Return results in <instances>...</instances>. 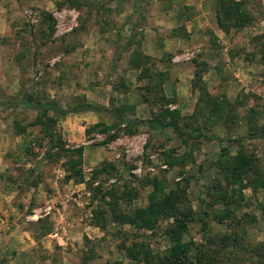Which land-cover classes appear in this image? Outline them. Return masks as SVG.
<instances>
[{"label": "rangeland", "instance_id": "rangeland-1", "mask_svg": "<svg viewBox=\"0 0 264 264\" xmlns=\"http://www.w3.org/2000/svg\"><path fill=\"white\" fill-rule=\"evenodd\" d=\"M217 1L0 0V264H175L177 220L199 264H264V0H242L249 22L227 32ZM25 97L174 110L182 133L48 120ZM167 195L177 210L135 214Z\"/></svg>", "mask_w": 264, "mask_h": 264}, {"label": "trees", "instance_id": "trees-1", "mask_svg": "<svg viewBox=\"0 0 264 264\" xmlns=\"http://www.w3.org/2000/svg\"><path fill=\"white\" fill-rule=\"evenodd\" d=\"M247 13L245 12V9L243 8V1L242 0H218L217 1V5H216V9H215V20H216V24L217 26L224 32H227V30L229 29V27L231 26H241L244 25L245 23L249 22V17L246 16ZM138 65V64H137ZM135 65V66H137ZM194 78H193V82L192 85L196 88H201V81H200V73L199 71H194ZM159 74H157L158 76ZM23 102L25 104L28 105V107L32 110H36L38 112H40L42 114V116L44 118H47L48 120H50L49 117H47V112H52L54 115L56 116H64L67 114H76V113H81V112H86V111H90L93 113H109L111 114V116L114 119V124H122L124 123V126L127 127V131L128 133H130L132 130L130 129L135 128L137 124L139 123H145L149 128H156L158 130H163L167 127L172 128L174 131H176V133L181 134V130L177 127L176 122L173 120H168V121H164L165 116L167 115H173L176 113V111L174 110H169V109H164L161 110L157 115H155L153 118H149V119H144V120H140L137 118H132V119H127L123 116L122 112H120L116 107L112 106L111 102H109L107 105H102V104H95V103H91L89 101H87L85 98H83L81 101H78L74 104H68L66 107H61L60 105H58L54 100H46V101H38L35 100L31 97H25L23 99ZM214 107L217 108V105L214 104ZM219 109V108H218ZM217 110V109H215ZM100 123H95L94 126L99 125ZM92 126V127H94ZM88 129H86L87 131ZM199 127L196 128H192L190 129L188 132L194 134L196 133H200L199 132ZM249 137V135H248ZM257 137L259 138H263L264 137V131L261 130ZM80 148L76 149V152L80 155ZM224 150V149H222ZM222 153H220L221 155ZM218 155V154H215ZM105 169V168H102ZM242 166H240L239 164H237V162L235 163L234 166H232L231 168V174L237 175L242 171ZM95 171L93 172L92 175H95ZM78 174V178H82L81 174L79 172H77ZM256 182V184L264 187V182H261L257 180V178L254 180ZM246 185L250 186L251 188H254L253 185H251L250 181H245ZM156 189V191H160V187L155 186L154 187ZM208 189V187H205ZM205 190L203 189L202 192H204ZM173 199L174 197L172 195H167L165 198L162 199V203L161 204H157L154 207H152L151 204H149V206H147L146 208H141V209H135V214H140V220L145 222L146 224H148L152 219H156V217L158 216V214L161 213H165L168 210L169 212H173L174 210H177L176 207L173 205ZM203 199L199 198V203H203ZM149 211L151 213V216L149 218L148 215H146V213ZM148 212V213H149ZM149 213V214H150ZM200 215H198V222L200 224V229L203 233H205L206 231V222L204 221V216L206 215V212L204 210H199L198 212ZM152 217V219H151ZM117 219H119L120 221H126L128 220V222H133L131 220V218H125L124 215H119L117 217ZM177 224L175 226V233L174 236L171 234L170 229L168 231V234L170 233L173 236V240H174V245L172 246V248L169 250L170 253H172V255L176 254V260L177 262L175 264H194L197 263L199 264V262L201 261V257L198 256L200 254V252H198V254H196L195 257L190 258L188 256V249H184V247H186L183 243L180 242V235L179 233L180 230L184 229V223L183 221L177 220ZM177 229V230H176ZM181 230V231H182ZM158 261H161V258H159ZM150 264V263H149Z\"/></svg>", "mask_w": 264, "mask_h": 264}]
</instances>
